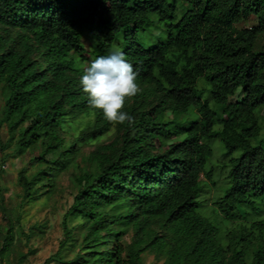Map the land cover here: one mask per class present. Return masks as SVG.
<instances>
[{"label":"trees","instance_id":"trees-1","mask_svg":"<svg viewBox=\"0 0 264 264\" xmlns=\"http://www.w3.org/2000/svg\"><path fill=\"white\" fill-rule=\"evenodd\" d=\"M153 19L162 33L146 46L138 36ZM0 26L17 33L0 35V100L7 90L3 122L21 151L43 141L47 155L70 157L72 146L61 151L64 119L93 113L74 76L83 63L118 50L146 87L125 109L134 123L119 125V140L93 154L96 172L77 178L66 215L87 224L84 264H141L149 248L164 264H264V50H255L264 0H0ZM193 111L196 120L178 124ZM95 118L113 127L102 112ZM217 142L223 160L213 166ZM217 170L226 171L220 186ZM202 177L218 191L215 214ZM155 221L170 235H155ZM129 227L127 262L120 241ZM104 241L116 243L112 253L92 250Z\"/></svg>","mask_w":264,"mask_h":264},{"label":"rangeland","instance_id":"rangeland-1","mask_svg":"<svg viewBox=\"0 0 264 264\" xmlns=\"http://www.w3.org/2000/svg\"><path fill=\"white\" fill-rule=\"evenodd\" d=\"M256 20L238 25L239 28L257 26ZM162 29L153 19V26L140 32L138 39L144 45L156 43ZM1 36L17 37L16 30H8L0 26ZM83 42L89 53L96 48L91 35H86ZM117 47H115L116 49ZM256 51L264 50V35L260 36ZM89 62L82 64V71ZM78 81L82 75H74ZM146 87L141 86L140 94ZM8 92H2L0 100V264H84L89 258L84 234L86 222L82 218L67 217V212L78 193L77 178L84 173L96 172L94 152L101 146L110 145L121 136L118 126L106 130L95 124V114L77 113L69 110L60 127L59 135L64 141L61 151L72 146L70 157L65 155H47V143L43 141L21 151L17 146V135L10 133L7 123L3 122V112ZM240 96L232 98L237 101ZM135 97L129 101L132 105ZM154 104V98L145 94L142 99ZM149 108V106L147 107ZM264 116V109L261 111ZM167 119H171L167 115ZM196 120V113L181 116L178 124L184 127ZM260 139H264V130ZM257 144V141H254ZM158 146V145H157ZM215 154L210 162L213 166L223 160L224 149L220 142L214 144ZM159 152V150H156ZM226 176V171L217 170L215 181L220 186ZM202 181L206 179L202 177ZM204 199H208L207 212L215 210L213 200L218 191L206 182ZM213 197V200H210ZM116 214V211H111ZM215 214V213H214ZM264 218V213H263ZM64 222L68 232L65 234ZM112 228L120 232L117 225ZM151 230L157 236L170 235L167 227L160 222H153ZM136 238L135 230L127 228L120 245L124 250L123 259L129 261V252ZM116 244V243H115ZM112 241L102 242L96 252H110L116 248ZM141 264H164V255L149 248L140 255Z\"/></svg>","mask_w":264,"mask_h":264},{"label":"clouds","instance_id":"clouds-1","mask_svg":"<svg viewBox=\"0 0 264 264\" xmlns=\"http://www.w3.org/2000/svg\"><path fill=\"white\" fill-rule=\"evenodd\" d=\"M79 84L93 114L102 112L103 118L113 127L134 123V117L125 109L129 101L140 94L141 85L137 71L124 53L111 50L91 61L83 69Z\"/></svg>","mask_w":264,"mask_h":264}]
</instances>
